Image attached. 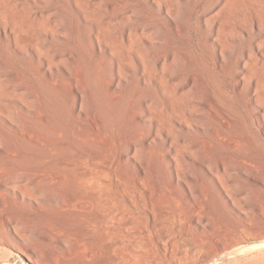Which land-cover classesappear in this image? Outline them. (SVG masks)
Masks as SVG:
<instances>
[{
	"label": "bare ground",
	"instance_id": "1",
	"mask_svg": "<svg viewBox=\"0 0 264 264\" xmlns=\"http://www.w3.org/2000/svg\"><path fill=\"white\" fill-rule=\"evenodd\" d=\"M95 1L102 12L116 5ZM34 2L0 0V44L5 46L0 47V156L39 167L35 176L55 188L54 193L39 189L34 203L44 199L82 225L79 237L93 252L94 264H180L187 254L179 240L193 242L198 236L188 227L203 235L215 229L211 217L197 215L205 187L239 213L237 201L254 215L263 212L264 180L237 156L249 152L252 139L232 130V110L220 88L205 89L202 73L180 74L192 59L177 50L164 23L148 27L146 35L142 27L136 36L124 21L99 26L90 42L100 76L95 83L88 67H79L78 55L48 44L45 36L57 25L35 21ZM209 6L200 23L203 48L213 53L222 72L237 65L235 93L248 95L260 129L258 145L264 146V0H213ZM169 22L175 27L176 21ZM152 35H160L157 44ZM116 37L120 41L112 43ZM145 38L166 54L156 58L158 50ZM160 150L165 160L156 155ZM1 174L0 189L22 183L18 195L25 199L28 181ZM41 238L70 254L64 239ZM214 262L208 257L205 263Z\"/></svg>",
	"mask_w": 264,
	"mask_h": 264
},
{
	"label": "rangeland",
	"instance_id": "2",
	"mask_svg": "<svg viewBox=\"0 0 264 264\" xmlns=\"http://www.w3.org/2000/svg\"><path fill=\"white\" fill-rule=\"evenodd\" d=\"M76 1L78 2V0H35L34 2V7H36L38 13L35 21H46L57 25L53 33L48 32L45 36L48 44L53 49L70 50L78 55L79 67H88L90 76L96 83L100 76L97 71V60L90 42L97 33L99 26L107 21H124V25L130 28L133 35L136 36L137 32V34H140L138 29L142 27L146 28L144 34L146 35L148 34V27L153 25L161 27L164 23L168 29V36H172L175 45H177V50L186 51L192 59L187 62L186 67L181 69L180 74L187 78L193 73H202L206 85V87L204 86L205 89L209 87L213 90L221 89L222 101L228 109L232 110V130L234 132H244L253 141L252 148L249 149L248 153L240 152L237 153V156L246 158L245 167H243L254 173L257 178L264 180V146L258 145L260 129L256 112L249 106L250 101L246 93L241 95L235 93L237 65L234 64L228 73H224L215 63L213 53L206 52L203 48L206 35L203 34L200 23L203 21L205 12L213 8L212 6L207 8L213 0H101V5L104 6L111 3L118 5H114L104 12L95 7V5L97 6L95 0H79V4ZM169 21H176L175 27ZM159 37L160 35L151 36L154 43ZM118 41H120L119 37L111 39L112 43ZM144 42L149 48H152L146 38ZM0 47L3 50L5 48L3 44H0ZM154 48L158 50L156 58L166 54L161 46L157 45L152 49ZM103 50L105 52L109 50V47L104 43ZM37 70L35 69L36 75L39 72ZM136 82L137 80L134 79L132 84ZM38 86V82H36L37 89ZM128 91L129 89L125 93ZM49 114L52 116L55 112L50 111ZM103 114L107 118V112L103 111ZM12 140L20 147L17 139L13 138ZM24 148L31 150L26 145H24ZM243 150L246 151V149ZM158 152L156 155L160 156L161 160H165L161 155L162 150ZM255 155H259V157H253ZM152 156L154 158L155 153ZM39 170L38 166H27L19 160L0 156V171L3 173L1 175L13 177L16 174L14 175L15 178L26 179L29 185L28 194H30H26L25 199L19 198L18 194L22 192V183L16 185L12 182L8 190L0 189V199H4L2 200L4 204L0 210V264H12L14 259H19L22 264H26V262L35 264V254H37L39 264H49L48 257L52 258V264H94L93 252L87 242L79 237L82 225H75L64 214L48 207L44 199L37 200L39 206L34 203L39 189L45 188L46 191L49 189L53 191V188H55L53 185L46 186L42 180L40 181L41 178L35 176ZM23 173L29 177L26 178ZM35 180L36 184L34 183ZM31 181L36 185L35 187L30 184ZM247 186L245 188H248ZM238 188L240 191L242 187L238 186ZM260 189L264 191L263 188ZM204 192L206 197L200 202L197 215L200 218L208 217L209 219L211 217L209 221L214 224L215 229L203 235L193 225L188 227L190 230L188 231L194 233L193 236H199V238L198 236H195L196 239L194 238L197 242L202 238L201 244L198 242L200 246L196 241H193V243L184 240L181 235L184 232L182 229L181 234L177 237L179 239L183 238V244L179 240L178 246L187 255L186 259L181 261L180 264H206L208 257H212V260L217 261L214 264H264V249L250 251L227 259L220 258L221 253L228 248L252 239L264 238V210L260 215H254L250 210H246L245 202L237 201L235 207L240 211L239 213L221 202L220 194H217L216 191L205 187ZM211 195L215 196L214 201L211 200ZM243 213H246L247 217ZM181 223L185 225L186 221L183 220ZM40 235L50 236L54 240L64 239L69 244L70 254L64 256L62 250L57 249L56 244L45 241ZM186 243L188 245L184 246ZM193 244L198 248L194 247Z\"/></svg>",
	"mask_w": 264,
	"mask_h": 264
},
{
	"label": "water",
	"instance_id": "3",
	"mask_svg": "<svg viewBox=\"0 0 264 264\" xmlns=\"http://www.w3.org/2000/svg\"><path fill=\"white\" fill-rule=\"evenodd\" d=\"M264 249V238L252 239L246 242L237 244L234 247L228 248L221 253L220 258L226 259L229 257H235L240 254H244L250 251Z\"/></svg>",
	"mask_w": 264,
	"mask_h": 264
}]
</instances>
